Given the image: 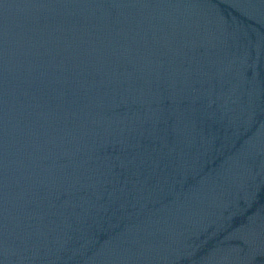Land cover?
<instances>
[{"label":"water","instance_id":"obj_1","mask_svg":"<svg viewBox=\"0 0 264 264\" xmlns=\"http://www.w3.org/2000/svg\"><path fill=\"white\" fill-rule=\"evenodd\" d=\"M0 264H264V0H0Z\"/></svg>","mask_w":264,"mask_h":264}]
</instances>
